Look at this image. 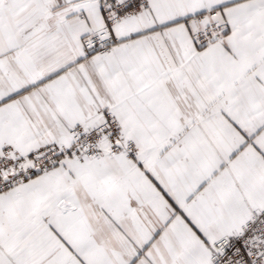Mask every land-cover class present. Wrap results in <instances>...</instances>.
Listing matches in <instances>:
<instances>
[{
  "label": "snow or ice",
  "instance_id": "snow-or-ice-1",
  "mask_svg": "<svg viewBox=\"0 0 264 264\" xmlns=\"http://www.w3.org/2000/svg\"><path fill=\"white\" fill-rule=\"evenodd\" d=\"M0 264H264V0H0Z\"/></svg>",
  "mask_w": 264,
  "mask_h": 264
}]
</instances>
